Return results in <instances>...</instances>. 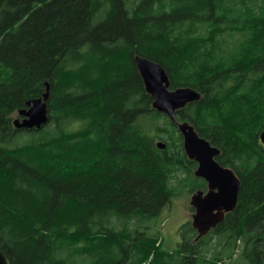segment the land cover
I'll list each match as a JSON object with an SVG mask.
<instances>
[{
  "label": "trees",
  "instance_id": "16d2710c",
  "mask_svg": "<svg viewBox=\"0 0 264 264\" xmlns=\"http://www.w3.org/2000/svg\"><path fill=\"white\" fill-rule=\"evenodd\" d=\"M136 54L162 64L172 89L202 94L177 120L241 180L224 222L193 243L188 220L172 249L158 218L179 188L205 182L153 108ZM48 86L49 122L17 129ZM263 130L264 0H0V247L11 264H264Z\"/></svg>",
  "mask_w": 264,
  "mask_h": 264
},
{
  "label": "water",
  "instance_id": "95a60500",
  "mask_svg": "<svg viewBox=\"0 0 264 264\" xmlns=\"http://www.w3.org/2000/svg\"><path fill=\"white\" fill-rule=\"evenodd\" d=\"M134 62L140 72L147 92L153 98V108L163 113L177 125L183 139V147L189 159L197 162L195 176L208 183V191L196 190L191 196V205L196 209L193 226L197 231L195 241L207 235L225 220L226 214L233 212L239 202L241 180L231 167L223 166L217 157L220 148L200 136L195 126L188 120L178 121L177 110L199 100L202 94L191 87L171 88L168 71L159 62L140 54L134 56ZM49 86L43 97L32 99L28 108L20 112L14 120L17 129H41L49 122ZM260 140L264 144V130ZM160 148L166 144L158 142ZM0 264H11L0 247Z\"/></svg>",
  "mask_w": 264,
  "mask_h": 264
},
{
  "label": "rangeland",
  "instance_id": "374dc122",
  "mask_svg": "<svg viewBox=\"0 0 264 264\" xmlns=\"http://www.w3.org/2000/svg\"><path fill=\"white\" fill-rule=\"evenodd\" d=\"M81 125L83 126L84 123L80 121L77 125H74V128H78ZM26 132L29 131L25 130V133ZM24 138L26 139L28 136H24ZM191 195L192 193L187 189L179 188L172 198L171 203L163 209L161 216L158 218V223L163 221L161 232L164 240V248L166 249L176 247L182 239L181 227L185 222L191 219L189 210ZM215 241L216 239L213 240V242Z\"/></svg>",
  "mask_w": 264,
  "mask_h": 264
},
{
  "label": "flooded vegetation",
  "instance_id": "af4514ba",
  "mask_svg": "<svg viewBox=\"0 0 264 264\" xmlns=\"http://www.w3.org/2000/svg\"><path fill=\"white\" fill-rule=\"evenodd\" d=\"M197 168V167H196ZM195 168V169H196ZM194 172H195V170H194ZM195 175V174H194ZM196 177V176H195ZM197 178H200V177H197ZM203 179V178H202ZM204 180V179H203ZM204 182H205V187L204 188H200V189H202V190H204L205 192H207L208 191V183L204 180ZM197 190H199V189H197ZM196 191V190H195ZM194 193V192H193ZM192 193V194H193ZM192 196V195H191ZM190 202H191V198H190ZM189 202V210L191 209V219L189 220L190 222H191V225H192V227L194 228V226H193V216H194V214H195V212H196V209L191 205V203ZM232 213V212H231ZM229 214V213H228ZM226 216H227V214H226ZM226 218V217H225ZM224 222V221H223ZM222 224V222L221 223H219L217 226H216V228L219 226V225H221ZM216 228H214V229H216ZM195 229V228H194ZM213 230V229H212ZM211 230V231H212ZM195 231H196V229H195ZM196 233H197V231H196ZM195 240V239H194ZM198 241V240H197ZM196 241H193V243H195Z\"/></svg>",
  "mask_w": 264,
  "mask_h": 264
}]
</instances>
